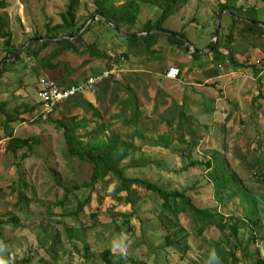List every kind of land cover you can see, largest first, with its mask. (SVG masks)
Here are the masks:
<instances>
[{"label": "rangeland", "instance_id": "rangeland-1", "mask_svg": "<svg viewBox=\"0 0 264 264\" xmlns=\"http://www.w3.org/2000/svg\"><path fill=\"white\" fill-rule=\"evenodd\" d=\"M128 1L130 0H111L110 5L118 8ZM221 1L180 0L178 12L167 19L164 27L185 37L187 42L184 48H189L185 52L179 45L163 37L160 44L173 47L172 49L167 48V51L159 52L153 57L140 47L128 54L126 52L131 48L126 47V36L109 30L108 34L116 36L111 40L106 39L107 47L104 49L110 54L113 48L117 59L113 66L115 75L110 79L122 82V86L117 88L116 98L109 96L104 101L96 96V105H102L99 107L104 112V120L110 125L109 132L113 130L122 142L129 143V156L122 158L121 162L124 166H136L127 169L130 177L149 180L171 191H186L194 204L209 210L214 219H221L223 216L242 219L247 228L240 231L238 240L231 236L229 229L221 230L215 226L206 229L201 236L194 219L183 215L180 222L184 232H180V236L187 234V239L181 246L166 247L157 216L161 211V199L156 194L135 186L137 194L143 199L139 201L136 216L125 224L121 215L130 214L133 209L125 200L111 196L119 183L112 181L110 175L106 177L110 181L107 190L104 189L106 184L103 181L96 182L91 203L80 218H74L73 213L79 199H84L92 189L83 190L78 197L72 195L70 201L61 206L64 189L61 186L54 189L52 174L58 172L66 186H83L92 182L93 166L67 153L63 133L55 125L56 116L60 112L74 114L75 109L70 112L61 107L69 105L68 101L63 102L55 108L49 120L43 121L40 115L41 89L39 91L34 78H29L21 82L28 87V97L23 92L20 99L14 98L20 95L14 89L16 86L21 87L20 81L10 89L5 87L4 81L0 85V101L4 99L0 103H5L0 110V217H8L5 218L7 220L13 215L22 217L18 229L9 232L8 227L6 246L0 248V264H7L2 254L4 252L10 255V264H18L26 259H30L26 264H107L102 259L105 249H110L124 264H199L205 254L210 257V262L217 264H257L258 259H264V198L257 202L250 199L241 205L240 199L233 197V193L217 191L212 179L217 176V167L213 165L214 169L208 170L205 166L211 159L223 161L238 175L243 188L241 192L246 190L257 194L259 198L264 197V183L258 174L261 167H264V35L246 38L240 34L245 32V25L239 21L258 20L255 23L264 28V0H255L253 7L246 4V9L244 5L241 6L244 10L236 11V14L219 13ZM9 2L11 6L7 14L14 42L22 39L24 28L30 29L33 34L43 30L47 16L52 17L53 24L59 23V14L65 12L67 5V0ZM80 3L78 18L81 21L95 13L96 5L94 0H80ZM221 13L219 37L220 51L224 56L217 59V54L213 55V50L207 47L215 42L216 24ZM159 14L158 8H152L150 13L143 7L141 19H157ZM99 19L97 14L92 18L96 23L92 30L95 31L96 38L106 29ZM229 36L233 42L234 54H248V57L242 61H230L232 55L224 49L226 45H230ZM24 41L25 39L21 43ZM3 46L4 42L0 40V53ZM83 46L84 43L81 48ZM196 49L205 53L193 57ZM33 58L36 59L31 57ZM35 64L37 66L38 62ZM172 66L180 68L182 74L179 79L173 84L159 81ZM125 68L146 72L140 77L139 73L127 72ZM101 83L92 89L94 93ZM126 84L133 88L138 98L142 113L138 124L145 139L135 133L137 127L134 123H126L132 118L131 112L121 116L123 110L117 99L128 97L124 89ZM25 105L27 108L36 105L39 114L35 115L36 111L24 112L21 115L23 119L7 128L17 138L39 139L38 144H33L32 151L22 161L19 156L26 152L25 149L20 150L18 156L7 152L5 125L7 113L15 114L16 109L23 112ZM78 132L83 134L82 130ZM86 139L87 142L92 141ZM163 139L169 141L170 149L152 146V140ZM189 143L193 145L191 159L188 158L187 151L182 152ZM87 144L99 149L102 145L98 140L95 144ZM117 147L120 151L121 145ZM113 156L115 160L117 152ZM191 160L203 162L204 166H191ZM219 173L225 176L224 169ZM24 182L36 191L30 207L32 220H25L23 214H19L15 208L18 191ZM124 195L122 193L120 197ZM91 213H96L98 218H89ZM258 219H262V224L256 228L255 222ZM82 225H89L91 229L84 233ZM67 227H72L71 232H66ZM127 228L132 231L128 232ZM175 229L179 231L181 226ZM46 231L50 233L49 237L44 235ZM145 231L148 235L146 240L142 238ZM53 233L58 235V240L68 250L58 262L41 244L46 241V247H49L54 240ZM71 233L81 237L85 235L91 249L88 261L82 258V253L71 251L72 243H78L71 239ZM212 239L218 241L223 252L222 260L221 255L218 256L219 251L212 248ZM80 248L82 251V245ZM229 253H235L237 262ZM215 255L218 258H214Z\"/></svg>", "mask_w": 264, "mask_h": 264}, {"label": "trees", "instance_id": "trees-1", "mask_svg": "<svg viewBox=\"0 0 264 264\" xmlns=\"http://www.w3.org/2000/svg\"><path fill=\"white\" fill-rule=\"evenodd\" d=\"M111 0H94V3L96 5V11L95 13L91 14L90 18H86L84 20H81L78 18V13L80 10V0H67L66 10L63 13L59 14V17L61 18V21L57 24H53L52 17L47 16L48 19L46 22L43 23V30H38L34 32V36L30 39H48L51 43L54 41V39H57L56 43L59 45V48L55 51H53L50 55L47 57H39V54L36 58H39L38 61H40L42 67H45V69L51 70L52 68L58 67L60 63H65V60L62 58L66 53L71 52L73 54L79 55H88V54H95L96 58L104 59L106 61H111L112 58L109 56L103 54L106 50L104 48L107 47L106 45V39L111 40L113 36L116 35L108 34L109 30H114V32H118V30H121L122 33L126 36V40L128 41L126 44L127 48H131L128 50V54H131V50L134 48H143L147 51L148 55L150 57H153L159 52L167 51L168 49H172L173 47L168 46H162L160 44V39L165 37L169 42L175 43L179 45V47L182 48V51H186L184 48L187 40H185V37L176 32L167 30L164 27L165 22L170 16H173L175 13L178 12L179 6H180V0H130L127 3H124L121 7H113L110 5ZM230 0H226L224 4L220 5L221 11H227L230 13H234L236 11H239L243 9L242 7H233L229 4ZM165 3V5H163ZM11 6V3L9 0H0V40H3L4 46L2 49V52L0 53V78L3 77V74L7 70V65L2 66L3 62L6 60L12 59L15 55H17L20 51V49L23 47L26 41L21 43L20 45L16 44L14 42V34L12 33L10 29V19L7 14L8 8ZM143 7H145L147 10L150 11L152 8H158L160 11V14L157 19L147 18L145 20L141 19V12ZM44 12V11H43ZM99 15V20L101 23L106 27L105 31L100 35V37L96 40L95 43L88 44L85 46V50L82 52L80 45L84 43V36L80 35V33L85 29L89 21L92 20V18L95 15ZM219 15V14H218ZM239 15V14H237ZM218 17V16H217ZM236 19V18H234ZM237 20V19H236ZM239 20V19H238ZM247 20V19H246ZM245 25V32H241L240 34L245 36L246 38L253 39L255 37H261L264 35V28L257 25L255 22H259L258 20L251 21L248 19L249 22H245L242 20H239ZM254 22V23H252ZM95 26V22H92L89 26V29H87V33L91 32L93 27ZM126 26V28H125ZM154 31H163L167 33H172L173 35H164L159 33H154ZM80 35V36H79ZM78 36V37H77ZM76 37V38H75ZM110 37V38H109ZM230 45H226L224 48L227 50V52L231 53V61H234L233 54H234V46L233 42L229 39ZM173 45V44H172ZM32 46L28 48L30 51ZM122 47V46H121ZM120 47V48H121ZM158 47V48H156ZM208 49L213 50V55L217 54V59L223 57L224 55L221 53V38L217 40V42H211L208 47ZM122 50H126L124 48H121ZM105 50V51H104ZM199 50V49H196ZM127 51V50H126ZM4 55H1L4 53ZM92 55V54H91ZM110 55L112 57H116L115 50L112 48L110 50ZM201 54L199 53H193V57H198ZM123 58V56H122ZM21 59V54L17 56L15 62H19ZM58 60L60 63L53 64L52 60ZM46 62V63H45ZM108 62V63H109ZM107 69H112L109 65ZM48 66V67H47ZM94 76V75H92ZM90 77V76H89ZM88 78V77H87ZM86 78V79H87ZM52 79V78H51ZM84 79V80H86ZM53 80V79H52ZM54 81V80H53ZM55 82V81H54ZM81 82V81H80ZM60 88L61 87L58 82H55ZM79 82L72 83L70 86L78 84ZM122 86V82L115 81V80H109L107 82H103L100 85H98L96 90V96L99 99H102L106 101L108 97L110 98H116L115 92L117 88ZM126 90L128 97L121 99L118 98L117 102L119 101V105L122 107V113L121 116L126 115L128 112L132 113V118L126 123H134L137 127V130L135 133H137L139 136H142L143 139H145V136L141 135V130L139 127V120L140 115L142 114L140 111V105L138 102V98L135 95V91L132 87L126 86L124 87ZM117 93V92H116ZM114 101V99H111ZM5 104L0 103V110H2V106ZM33 109H31L32 111ZM26 109H24L23 112L19 111L18 109L15 110V114L7 113V119H6V131L7 128H9V125L12 123H15L16 121H19L23 118H21V115L24 114V112H31ZM55 125L59 131L63 133L65 145H66V151L71 157L78 158L82 162H87L93 166V174H92V182L89 184H85L83 186H69L65 185L64 182H62V178H60V174L53 173L52 174V180L54 184V189L61 186L62 189H64L63 198L60 201V205L64 206L70 201V197L72 195L78 197V194L81 193L83 190H86L88 188L92 189L91 193H88L85 198L79 199L78 204L76 206V210L74 211L73 215L74 218L78 219L83 215L85 208L91 203L92 200V194L94 190H96L95 184L98 181H103V183L106 184L104 187L105 190H107L108 184L110 181L106 180L107 176H111L112 181H117L119 183V186L112 191L111 196L115 199H123L125 200L129 205H131L133 211L130 214H123L121 215L122 218H124L125 224H128L134 216H136V212L138 211L139 201L143 199L140 195L137 194L134 187H139L144 189L146 192H152L156 194L162 201L161 204V211L160 214L157 215L159 218V229L161 231V237L164 239V245L166 247H175V246H181V244L187 239V234L180 236V232H184V228L181 225V218L184 215L185 218L188 219H194V222L198 224V234L204 235V232L206 229H208L211 226H215L221 230H227L229 229L231 236L236 237L238 240L239 233L242 231V229L247 228L246 223L242 221L240 218H225L224 216L220 219H214L210 216V211L207 209H202L197 207L192 198L186 193V191H171L166 189L164 186L151 182L146 179L141 178H133L130 177L127 174V169L136 167L134 164H128L124 166L121 162L122 158H126L129 155L127 154L129 143L128 142H122L120 138L113 133L111 137H108L106 139L102 138L103 132L97 129H94L92 131H87L85 135L78 134V131L80 128L83 127V124L81 122L76 123L74 126L69 125L68 123L64 121H55ZM88 127L87 125H85ZM6 138L8 139V145H7V152L13 153L15 156H18V152L20 150H26L25 153L19 156V158L23 161L27 158V154L32 151L33 144H38L39 139H22L17 138L13 135L12 132L6 133ZM96 136H98L96 138ZM83 138H88L92 141L90 142H84ZM35 140V141H34ZM96 140L100 141L102 143L101 148L94 147L87 143H96ZM152 146L154 147H160V148H166L170 149L169 141H165L164 139L161 141H153ZM118 145H121L120 151H118ZM175 150V149H173ZM188 152V158L191 159V154L193 151V145L187 144L182 152ZM114 152H117V157L114 160L113 154ZM181 152V154H182ZM213 160V161H212ZM215 160V161H214ZM191 166H204L203 162H198L191 160L190 162ZM217 167L218 172L216 173L217 176H214L213 183L215 188H217L218 192L226 191L229 193H233V197L236 196L240 200V204L242 205L244 202H247L248 200H254L257 202L259 199H262L264 197H258L257 194L253 192L243 191L241 192L242 185L240 183V179L236 173H233L227 166L226 163L223 161H220L219 159H211V161H208L205 166H207L208 170H213L214 166ZM224 169L225 176H222L219 171ZM258 173L260 176V180L262 183H264V167H261ZM31 193V195H29ZM125 193L123 197H120V194ZM245 193V194H244ZM255 195V196H254ZM36 196V191L34 188H30L29 185H27L25 182L21 185V190L18 191L17 194V203L15 204V208L18 210L19 214H23V218L25 220H32L31 216V203L33 202V197ZM31 197V198H30ZM262 211V210H261ZM263 212V211H262ZM8 217H0V248L6 246L7 242V231L9 227V232H12L20 227V220L21 215H13L10 219H5ZM89 218L96 220L98 217L96 216V213H91ZM262 224V219H258L255 222V227L258 228L259 225ZM96 226V225H92ZM125 226V225H122ZM181 226V229L177 231L175 228ZM83 232H87L91 227L88 225L87 227H84ZM245 227V228H244ZM118 229V228H117ZM72 227L66 228V232H71ZM127 231H132L131 228H127ZM46 237L50 236V233L46 231L44 233ZM147 232H143L142 238L146 240ZM54 240L51 241V244L49 247H46V241L41 242L42 248L46 249L48 253L51 254V256L54 257L56 262L61 259L62 256H64L66 253H68V250L64 247L61 240H58V235L56 233H53ZM257 237V235H256ZM254 237V238H256ZM71 239H75L78 241V243H72L71 245V251L75 253H82V258L85 261H88L91 256V249L87 241L85 240V235L79 236L74 235L71 233ZM258 239V237H257ZM41 240V239H40ZM213 242L212 248L215 249V251L218 252V256L222 260L223 252L220 250V247L218 246V241H215L214 239L211 240ZM82 245V251L80 246ZM161 249V247H160ZM5 261H7V264H10V255L7 252L2 253ZM102 259L107 264H124L120 259L117 258V256L113 255L110 249H105L102 252ZM127 254V253H126ZM217 255H215L214 258H218ZM229 256H232L234 258V261L237 262L235 253H229ZM27 261H30V259L23 260L21 263L18 264H26ZM194 264H198L195 262ZM199 264H217L216 262H210V257L208 254H205L204 257L201 260V263ZM227 264V263H226ZM257 264H264V259H258Z\"/></svg>", "mask_w": 264, "mask_h": 264}, {"label": "crops", "instance_id": "crops-1", "mask_svg": "<svg viewBox=\"0 0 264 264\" xmlns=\"http://www.w3.org/2000/svg\"><path fill=\"white\" fill-rule=\"evenodd\" d=\"M225 2L226 0H222L219 3V6L221 4H224ZM255 2H256L255 0H230L229 4L236 8L237 7L239 8L244 5L245 6L244 9H246V6L248 4L250 5V7H253ZM91 21L93 22L94 20H91ZM89 26L85 27V31L82 34L84 36V46L81 48L82 52L85 50L84 49L85 46H87L88 44L95 43L96 40L100 37L99 36L98 38H96L95 31H91L87 33V29H89ZM33 36L34 34L30 32V29L24 28V31L22 32V36H21L22 39L20 41L15 40V42H18V43H21L23 39H25L26 42L30 41L27 45L23 46L21 50L19 51V54L17 56L21 54V59L19 60V62L18 61L15 62L17 58L16 56L13 59L4 61L1 66L3 67L7 65V70L3 74V77L0 78V81H1L0 85H2V81H4L6 85L5 87L10 89L12 86L18 83V81H20L19 86L21 87H17V86L14 87V89L17 92H19L20 95L14 98H19L23 92L25 93V97H28V94L26 92L28 87L27 85L21 84V82L22 81L25 82L26 80H29V78L31 80L34 78L35 82L37 83L36 86H38L39 88V91L41 89L40 88L41 81L45 77L52 78L55 82H58L61 87L67 88L72 83L80 82L89 76L97 75V74L104 72L108 68L107 64L111 65L110 67L113 69L114 63H116V60H117L116 57H112V55L108 54L107 53L108 51L103 52V54L112 58L110 62L104 59L96 58L95 54L93 53H91L92 55L88 54L86 56L85 55L77 56L76 54L68 52L62 57L65 60V63H60V61L54 59L52 60L53 64H56V63H60V64L58 65V67L48 70V69H45V67H42L40 61H38L39 58H36L37 57L36 55L39 54L40 58L47 57L53 51L57 50L59 48V45L56 43L57 39H54V41H52L51 43H48L49 42L48 39H30ZM30 46L32 47H31V50L29 51L28 48ZM4 54L5 52L2 53L1 55H4ZM31 57H35L36 59L34 58L31 59ZM246 57H248V54H245L243 56H240L239 54L233 55L234 61H242ZM230 61H231V58H230ZM37 62L38 64L36 66L35 63ZM125 69L127 70V72L133 71V72L139 73L140 77L143 75V73L146 72V71L145 72L140 71V69L139 70L137 69L129 70L127 68ZM26 73H28L29 75ZM166 74H167V71L165 72V76H162L159 79V81L160 80L163 82L165 81V82H168V84L175 83L174 82L175 80L167 78ZM126 86H129V85L126 84ZM95 93L93 90L89 92H85L79 95L78 97H76L75 99L68 101L69 105H65L61 107H64L65 109L70 110V112H72V110L75 109L74 114L69 113V112H64V111L58 114V112L60 111L59 109L57 110L58 116H56V118L57 120L64 121L71 126H74L76 123L81 122L83 124V127L80 128L79 130L83 131V135H85L87 131H92L94 129H97L103 132L102 138L106 139L108 137H111V134H113L114 132L113 130H110L109 132L110 125H108V123H106V121L104 120L105 119L104 112L102 111L101 107H99L102 105H98V104L96 105L97 101H96ZM3 100L4 99H1V101ZM36 104H38V102ZM36 108H37L36 105H34V107L32 106L29 107L28 110L31 111V109H33L31 113H34L36 111L35 115H38L39 110H36ZM85 125H87L88 127H86ZM78 134L80 133L78 132ZM83 139H84V142H87L86 138H83Z\"/></svg>", "mask_w": 264, "mask_h": 264}, {"label": "built area", "instance_id": "built-area-1", "mask_svg": "<svg viewBox=\"0 0 264 264\" xmlns=\"http://www.w3.org/2000/svg\"><path fill=\"white\" fill-rule=\"evenodd\" d=\"M115 69H107L104 72L90 76L86 80L67 88H60L51 78L45 77L41 81V118L43 121L49 120L55 108L63 102L71 101L82 93L91 91L97 84L110 79L115 75ZM181 75V70L171 67L167 71V78L177 80Z\"/></svg>", "mask_w": 264, "mask_h": 264}, {"label": "water", "instance_id": "water-1", "mask_svg": "<svg viewBox=\"0 0 264 264\" xmlns=\"http://www.w3.org/2000/svg\"><path fill=\"white\" fill-rule=\"evenodd\" d=\"M225 12H227V11H222V13H225ZM222 13L219 15V17H218V20H217V24H216V33H215V39H214V41L215 42H217V40L219 39V33H220V28H221V19H222ZM92 21H90L88 24H87V27L90 25V23H91ZM85 31V29L80 33V35H82L83 34V32ZM119 32H121L122 33V31L121 30H118ZM154 33H159V34H165V32H163V31H154ZM123 34V33H122ZM167 34V33H166ZM79 35V36H80ZM167 35H169V34H167ZM78 37V36H77ZM76 38V37H75ZM186 50L188 51L189 50V48L187 47L186 48ZM212 50V49H211ZM199 53V54H204L205 52H203V51H198V50H194V53ZM19 54V53H18ZM17 54V55H18ZM17 55H15L13 58H15Z\"/></svg>", "mask_w": 264, "mask_h": 264}]
</instances>
